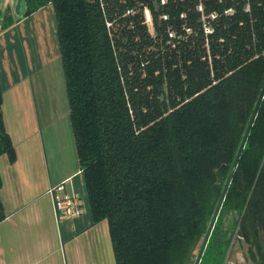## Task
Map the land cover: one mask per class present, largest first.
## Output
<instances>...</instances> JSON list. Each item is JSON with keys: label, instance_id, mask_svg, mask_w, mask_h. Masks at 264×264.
<instances>
[{"label": "trees", "instance_id": "obj_1", "mask_svg": "<svg viewBox=\"0 0 264 264\" xmlns=\"http://www.w3.org/2000/svg\"><path fill=\"white\" fill-rule=\"evenodd\" d=\"M48 1L92 221L106 220L114 263L193 264L264 83V0H210L234 8L211 37L212 64L201 46L149 52L141 14L124 15L144 0ZM38 5L27 0V15ZM2 155L16 161L0 89ZM227 213L264 264V94L199 264L223 263Z\"/></svg>", "mask_w": 264, "mask_h": 264}, {"label": "crops", "instance_id": "obj_2", "mask_svg": "<svg viewBox=\"0 0 264 264\" xmlns=\"http://www.w3.org/2000/svg\"><path fill=\"white\" fill-rule=\"evenodd\" d=\"M4 14L7 19L0 22V89L4 125L14 145L16 161L10 164L5 155L0 156V199L6 213L0 226L39 223L40 200L47 197L50 218L57 224L64 221L79 227L82 215L71 221L57 220L49 194L52 186L69 179L67 190L80 195L76 179L82 177L60 57L47 68L36 65L32 69L34 65L26 58L19 20L8 7ZM9 19L11 23L7 25ZM14 241L21 243L20 246ZM27 241L33 242L32 246ZM46 241L43 235L2 232L0 264H37L36 257L44 251L39 246H44Z\"/></svg>", "mask_w": 264, "mask_h": 264}, {"label": "rangeland", "instance_id": "obj_3", "mask_svg": "<svg viewBox=\"0 0 264 264\" xmlns=\"http://www.w3.org/2000/svg\"><path fill=\"white\" fill-rule=\"evenodd\" d=\"M36 1H39L38 8L27 15V0L20 1L18 11L17 0H0V22L8 7L14 18L20 22L21 39L25 46L26 58L34 65L31 66L32 69L36 68V65H44L47 68L49 63L59 60L56 20L52 6L48 0ZM76 182L84 208L79 227L70 226V223L64 221L57 224L54 218H50L45 197L40 200L42 214L39 223L24 226L6 223L0 226V234L7 231L15 235H43L47 241L44 246H39V249L44 251L36 257L37 264H115L107 222L102 220L97 224L93 223L82 177H77ZM234 218V214H224L219 225V229L228 232L227 235L230 236L231 250L227 264H253L249 259L247 246L238 242L233 233ZM67 231L70 232L69 235ZM83 231L85 232L81 233ZM12 243L19 246L21 244L16 241ZM25 243L32 246L33 242ZM197 251L198 249L195 250V255Z\"/></svg>", "mask_w": 264, "mask_h": 264}, {"label": "built area", "instance_id": "obj_4", "mask_svg": "<svg viewBox=\"0 0 264 264\" xmlns=\"http://www.w3.org/2000/svg\"><path fill=\"white\" fill-rule=\"evenodd\" d=\"M221 1L217 0V3ZM210 4V0H144L134 8H126L124 15L141 14L142 25L148 35L149 45H146V49L149 52L157 48L164 58L165 49L179 53L181 50L194 51L201 46L205 51L200 59L212 64L211 37L215 35L222 19L234 14V8L226 7L217 11L211 9ZM249 10L247 3L244 11ZM217 41L222 42L223 39L218 37ZM68 181L49 189L58 221H71L84 213L81 197L67 190Z\"/></svg>", "mask_w": 264, "mask_h": 264}, {"label": "water", "instance_id": "obj_5", "mask_svg": "<svg viewBox=\"0 0 264 264\" xmlns=\"http://www.w3.org/2000/svg\"><path fill=\"white\" fill-rule=\"evenodd\" d=\"M20 1H21V0H17V6H16V10H17V11H18V8H19V6H20ZM263 94H264V83H263L262 88H261V90H260V93H259V95H258V97H257L256 103H255V105H254V108H253L252 113H251V115H250V118H249V120H248L247 126H246V128H245V131H244V133H243L242 139H241V141H240V144H239V146H238L237 152H236V154H235L234 160H233V162H232L231 168H230L229 173H228V175H227V177H226V180H225V182H224V185H223V188H222V190H221L220 196H219V198H218V201H217V203H216V206H215V208H214L213 214H212L211 219H210V221H209V224H208V226H207L206 232H205V234H204V236H203V239H202V241H201V243H200V246H199V248H198V251H197V253H196V256H195V259H194L193 264H199L200 261H201L202 255H203V253H204V250H205L206 245H207V243H208L209 237H210V235H211V232H212V230H213V227H214L215 222H216V220H217V217H218V215H219V212H220V209H221L222 203H223V201H224V199H225V196H226L227 190H228L229 185H230V183H231V180H232V177H233L234 171H235V169H236L237 163H238V161H239L240 155H241V153H242V151H243V148H244L245 143H246V141H247V138H248V135H249L250 129H251L252 124H253V122H254V119H255V117H256V114H257V111H258V108H259L260 102H261V100H262V98H263ZM229 249H230V248H229ZM228 252H229V250H228ZM227 256H228V253L226 254V257H225V259H224L223 264L226 263Z\"/></svg>", "mask_w": 264, "mask_h": 264}, {"label": "flooded vegetation", "instance_id": "obj_6", "mask_svg": "<svg viewBox=\"0 0 264 264\" xmlns=\"http://www.w3.org/2000/svg\"><path fill=\"white\" fill-rule=\"evenodd\" d=\"M230 249H229V252L227 251V253H228V256H227V260H226V263L225 264H227L228 263V260H229V256H230V250H231V247H229ZM226 257V256H225ZM225 259V258H224ZM224 262V261H223ZM223 264V263H222Z\"/></svg>", "mask_w": 264, "mask_h": 264}]
</instances>
